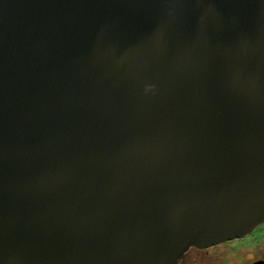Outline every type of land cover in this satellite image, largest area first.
<instances>
[{
  "label": "water",
  "instance_id": "obj_1",
  "mask_svg": "<svg viewBox=\"0 0 264 264\" xmlns=\"http://www.w3.org/2000/svg\"><path fill=\"white\" fill-rule=\"evenodd\" d=\"M263 222L264 0H0V264H177Z\"/></svg>",
  "mask_w": 264,
  "mask_h": 264
},
{
  "label": "rangeland",
  "instance_id": "obj_2",
  "mask_svg": "<svg viewBox=\"0 0 264 264\" xmlns=\"http://www.w3.org/2000/svg\"><path fill=\"white\" fill-rule=\"evenodd\" d=\"M263 236L264 222L257 225L252 231L238 239L244 242V244L238 243L239 245L236 244L237 246L232 248V245L227 244L211 249L212 257L220 256L218 260L220 264H243L244 261H249L253 257L264 254V238L261 239ZM259 240L261 241L258 242ZM246 244L248 245V248L244 246ZM234 254L236 256H234Z\"/></svg>",
  "mask_w": 264,
  "mask_h": 264
},
{
  "label": "flooded vegetation",
  "instance_id": "obj_3",
  "mask_svg": "<svg viewBox=\"0 0 264 264\" xmlns=\"http://www.w3.org/2000/svg\"><path fill=\"white\" fill-rule=\"evenodd\" d=\"M239 238H234L231 240L223 241V242L217 243L215 245L207 246V247L190 246L184 252V254L177 260V264H220V262L218 261L220 256L212 257L211 249L221 246V245H227V244L232 245L231 248L239 245L238 243L244 244V242L238 240ZM263 238L264 236L261 239ZM260 241L261 240H259L258 242ZM244 246L248 248L247 244ZM234 256L236 255L234 254ZM261 261H264V254L259 255L257 257H253L249 261H244L243 264H257V263L263 264L261 263Z\"/></svg>",
  "mask_w": 264,
  "mask_h": 264
}]
</instances>
